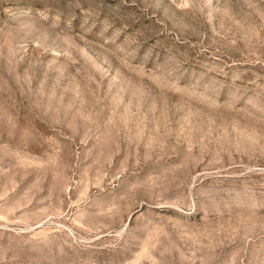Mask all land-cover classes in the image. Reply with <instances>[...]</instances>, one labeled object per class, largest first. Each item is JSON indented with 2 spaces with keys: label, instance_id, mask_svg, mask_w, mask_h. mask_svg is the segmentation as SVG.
<instances>
[{
  "label": "rangeland",
  "instance_id": "1",
  "mask_svg": "<svg viewBox=\"0 0 264 264\" xmlns=\"http://www.w3.org/2000/svg\"><path fill=\"white\" fill-rule=\"evenodd\" d=\"M0 264H264V0H0Z\"/></svg>",
  "mask_w": 264,
  "mask_h": 264
}]
</instances>
